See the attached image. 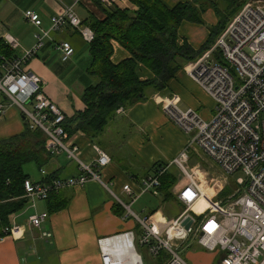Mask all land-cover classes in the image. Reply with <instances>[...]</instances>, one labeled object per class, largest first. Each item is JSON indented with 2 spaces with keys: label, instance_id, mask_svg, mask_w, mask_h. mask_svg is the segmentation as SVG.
Returning a JSON list of instances; mask_svg holds the SVG:
<instances>
[{
  "label": "built area",
  "instance_id": "built-area-1",
  "mask_svg": "<svg viewBox=\"0 0 264 264\" xmlns=\"http://www.w3.org/2000/svg\"><path fill=\"white\" fill-rule=\"evenodd\" d=\"M24 18L35 26L41 24L39 17L31 11L25 12ZM68 27L77 29L86 43L93 40L92 31L81 27L71 7L51 19L50 30L59 31ZM47 35L48 32L35 34V44L31 49L21 57L3 60L0 66V95L17 107L30 128H39L44 133L45 148L51 157L64 154L77 164L79 173L49 183L25 180V197L30 204L33 200H47L52 193L64 189L82 187L88 181L100 182L106 188L100 172L110 163L108 155L99 147H95L97 157L92 164L80 159L78 148L66 141L63 112L44 95L42 81L22 69L36 56ZM6 40L12 49L17 47L12 38L7 37ZM56 49L63 61L70 59L74 53L67 42ZM185 72L213 100V116L205 121L194 110H180L174 98L167 100L163 103V111L189 137L187 149L170 163L142 178L137 195L129 184L123 185L121 191L128 197V203L111 190L110 193L126 211L125 218L132 217L137 222L141 232L139 245L147 249L156 260L155 264H186L180 257V250L189 238L214 253L215 264H264V0L247 1L216 43L198 60L189 63ZM117 113H123L122 109ZM5 114L4 106L0 105V119ZM193 147L202 151L222 173L232 175L241 171L245 175L244 180H238L239 187L224 200L210 199L207 192L211 187L219 194L226 180L212 177L202 181L196 177L198 168L189 167V154ZM169 169L178 174L171 193L176 202L184 207L183 211L175 218H168L160 212L141 218L132 206L140 196L155 193L160 188V178ZM204 185L206 188L202 187ZM188 217L192 222L186 229L183 222ZM47 219L46 212L35 213L28 217L26 225L40 231ZM3 232L10 237L22 233L21 226L15 222H11ZM120 236L131 240L134 254L142 264L135 248L133 229L98 240L100 263L124 264L117 257L115 245L110 242Z\"/></svg>",
  "mask_w": 264,
  "mask_h": 264
},
{
  "label": "crops",
  "instance_id": "crops-1",
  "mask_svg": "<svg viewBox=\"0 0 264 264\" xmlns=\"http://www.w3.org/2000/svg\"><path fill=\"white\" fill-rule=\"evenodd\" d=\"M109 1L119 9L134 10L129 0ZM190 1L161 0L169 9ZM68 7L72 8L84 27L91 19L102 21L105 18L94 0H0V41L12 50L13 57H21L33 47L35 34L48 32L36 56L22 69L42 81L44 95L58 105L66 122L83 111V93L95 82L87 73L91 64L89 43L81 38L79 31L71 27L50 30L51 19L61 15ZM27 11L39 17V26L25 20ZM203 20L209 26L217 22L211 10L203 14ZM178 32L194 50H199L209 38V31L199 24L183 22ZM7 37L15 40V49L7 44ZM63 42L74 49L67 61L61 59V53L56 49ZM111 44L113 53L110 61L113 64L131 57L117 42L111 41ZM185 66L169 80L165 90H149L148 99L134 104L123 113H116L94 139V144L81 134L70 138L66 136L67 143L78 148L80 159L87 164L95 161L97 146L108 155L110 163L100 172L106 188L100 182L88 181L82 187L64 189L58 193L67 200V206L51 214L47 211V200L31 201L11 217V222L21 226V235L0 239V264H101L98 240L124 233L133 227L132 221L125 218V213L122 216L114 214L113 205L117 202L110 190L128 200L121 191L123 185L129 184L137 195L140 180L151 174L155 165L168 164L187 149L189 137L167 117L163 103L174 98L180 110H194L205 121L214 114L213 100L188 77ZM137 73L142 81L153 77L143 65L138 66ZM0 105L6 110L5 117L0 119L1 141L21 134L25 122L17 107L3 95H0ZM24 173L36 183L48 176L58 179L77 176L79 169L75 162L61 154L51 157L41 170L27 164ZM44 212L48 213V219L42 230L26 225L29 216Z\"/></svg>",
  "mask_w": 264,
  "mask_h": 264
},
{
  "label": "trees",
  "instance_id": "trees-1",
  "mask_svg": "<svg viewBox=\"0 0 264 264\" xmlns=\"http://www.w3.org/2000/svg\"><path fill=\"white\" fill-rule=\"evenodd\" d=\"M94 1L105 14L104 20L91 19L86 25L94 35L88 48L91 64L87 73L95 82L83 93V111L64 122L67 138L81 134L91 143L117 110L122 109L124 112L134 104L148 99L149 90H165L177 71L201 57L214 45L215 39L226 29L227 21L247 2L192 0L178 3L169 9L161 0H129L134 6V10L129 11L114 7L110 2L105 4L99 0ZM207 10L214 12L217 23L206 26L209 38L199 50H194L179 36L178 31L183 22L205 26L203 14ZM82 24L81 27H84ZM111 41L117 42L131 57L113 64L110 61L113 53ZM214 56L217 59L216 54ZM14 58L12 50L0 41V66L3 60ZM139 65L149 70L152 79L140 80L137 73ZM21 116L25 122L24 131L0 141V239L6 237L3 229L11 225V217L29 204L24 192V181L29 177L24 173V167L33 164L41 170L51 158L45 148L44 133L39 128H30L25 117ZM162 165H155L152 172ZM178 178L174 169L167 170L160 178V188L155 193L163 202H176L171 189ZM55 179L58 178L48 176L41 182L49 183ZM59 193H52L46 201L49 214L67 206V200ZM226 196L228 194L218 199H225ZM156 211L150 212L148 216ZM113 212L122 216L125 210L116 203Z\"/></svg>",
  "mask_w": 264,
  "mask_h": 264
},
{
  "label": "rangeland",
  "instance_id": "rangeland-1",
  "mask_svg": "<svg viewBox=\"0 0 264 264\" xmlns=\"http://www.w3.org/2000/svg\"><path fill=\"white\" fill-rule=\"evenodd\" d=\"M246 1H250V0H246ZM220 6L223 9V6L222 5H220ZM213 14H214V12H213ZM232 19H233V15L227 21L226 28L229 26ZM206 26H209V25H207L205 23L204 27H206ZM219 37H217V39H215L214 44L216 43V41L218 40ZM198 59H196V60H198ZM196 60H194V61H196ZM194 61H192V62H194ZM189 63H191V62H189ZM188 65L189 64L187 63L185 68ZM189 157H190L191 161L189 160L188 165L191 169L198 168L197 170H199V173H198V176H196V177L197 178L199 177L200 180L207 181L208 179H211L212 177H216V178L220 179L221 181H225V180L227 181L226 185L223 187V189L221 191L222 194L220 197L225 196L227 194L229 196L231 193H233L237 189V187H239V185H237L238 180H244L245 179V175L241 171H237V172L233 173L232 175L222 173L218 169V167H216V165L213 164L210 161V159L205 154H203L202 151H200L196 147H193L190 150ZM202 187L206 188V185H204ZM207 194H208V197L210 199H213V200H223L224 199V198L218 199L220 197H218V194H216L214 192V189H212L211 187L208 190ZM120 199L122 201H124L125 203H128V200L125 197L121 196ZM183 208L184 207H182L177 202L165 203L161 200L160 197H158L157 195H154L153 193H147V194L141 196L140 199L132 206V210L134 212H136L141 218L147 217L148 214L154 210H157L154 214L162 213L163 215H165L168 218H175L176 216H178L183 211ZM195 218L199 219L198 217H195ZM129 220L132 221V223H133V227L131 228V230L133 229V231H134L135 248H136L137 253L141 256L142 264H155L156 260L150 256L147 249L145 247H142L139 245L141 232H140V229H139L137 222L134 221V219H132V217H130ZM180 257L182 258V260L186 264H215L214 263L215 262V254L214 253L212 254V253L206 251L205 249H203L200 245H198L197 240H195L193 238H189L183 243L181 250H180ZM211 257H212V260L214 259V262L211 260Z\"/></svg>",
  "mask_w": 264,
  "mask_h": 264
},
{
  "label": "bare ground",
  "instance_id": "bare-ground-1",
  "mask_svg": "<svg viewBox=\"0 0 264 264\" xmlns=\"http://www.w3.org/2000/svg\"><path fill=\"white\" fill-rule=\"evenodd\" d=\"M110 242L115 245L117 257L123 260L124 264H140L139 258L134 254L131 240L127 236L111 239Z\"/></svg>",
  "mask_w": 264,
  "mask_h": 264
},
{
  "label": "water",
  "instance_id": "water-1",
  "mask_svg": "<svg viewBox=\"0 0 264 264\" xmlns=\"http://www.w3.org/2000/svg\"><path fill=\"white\" fill-rule=\"evenodd\" d=\"M191 219L188 217V218H186L185 219V221L183 222V226L186 228V229H188L189 227H190V225H191Z\"/></svg>",
  "mask_w": 264,
  "mask_h": 264
}]
</instances>
